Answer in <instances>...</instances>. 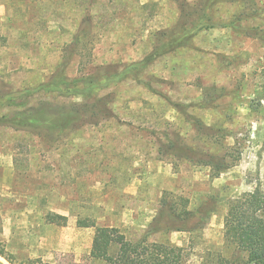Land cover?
<instances>
[{
	"label": "rangeland",
	"instance_id": "obj_1",
	"mask_svg": "<svg viewBox=\"0 0 264 264\" xmlns=\"http://www.w3.org/2000/svg\"><path fill=\"white\" fill-rule=\"evenodd\" d=\"M201 22L208 28L152 62L142 83L91 101L38 94L0 107V118L96 111L60 135L0 126V264H103L85 219L128 241L157 228L148 240L183 248L190 264H214L207 254L239 264L224 218L243 193L264 192V0H0V96L49 81L77 34L69 79L140 62ZM201 209L199 225L180 215Z\"/></svg>",
	"mask_w": 264,
	"mask_h": 264
},
{
	"label": "trees",
	"instance_id": "obj_2",
	"mask_svg": "<svg viewBox=\"0 0 264 264\" xmlns=\"http://www.w3.org/2000/svg\"><path fill=\"white\" fill-rule=\"evenodd\" d=\"M92 1L90 0V3ZM185 8L184 6L182 7V9ZM82 24L84 25V41L93 29V18L89 14H86L83 17ZM208 26L206 22H201L196 26L185 28L179 32L172 30L166 36V40L148 56L140 62H132L118 71L104 75L91 73L78 79H69L65 75V68L72 59L80 42L77 34L68 47L69 53L66 63L49 81L35 87L24 88L0 96V107L19 106L17 101L22 100L25 102L28 98L38 94H55L63 98L79 97L84 101H91L97 98L99 92L124 81L133 80L136 83H142V74L152 62L168 53L189 47L198 32L208 28ZM95 112L91 107L88 111V107H85V105H72L62 112L59 117L52 115L51 112L50 114L48 113V116L42 117V119L22 116H2L0 118V126L10 127L18 131H51L60 135L76 129L77 125L84 120V117H91ZM227 167L224 165L221 169L223 170ZM183 202L186 204L185 201ZM163 213L168 217L173 215L175 221H182L180 216L175 212ZM187 213L181 212L180 215L184 217L194 216L198 225L201 223L200 217H203L204 214L202 209L194 214ZM66 220L64 216H48V222L51 224L62 225L65 224ZM80 224L84 228H95L90 256L99 263L190 264L183 248L164 242L148 240L153 233L158 232L157 228L149 229L140 239L128 241L117 228L96 227L93 221L90 222L87 219L82 220ZM224 242L227 248H231L236 252L235 258L239 264H264L263 191L257 188L252 192L243 193L229 204L224 218ZM210 257L213 258L214 264L227 262L221 255L207 254V258ZM7 261L10 264H14L10 260ZM23 264L53 263L43 262L41 259H29ZM199 264L208 263L202 261Z\"/></svg>",
	"mask_w": 264,
	"mask_h": 264
}]
</instances>
